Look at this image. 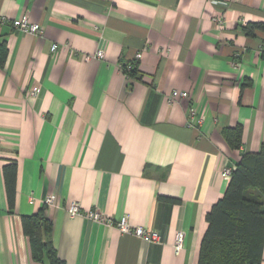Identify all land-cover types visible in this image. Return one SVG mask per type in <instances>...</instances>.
<instances>
[{
	"label": "crops",
	"instance_id": "1",
	"mask_svg": "<svg viewBox=\"0 0 264 264\" xmlns=\"http://www.w3.org/2000/svg\"><path fill=\"white\" fill-rule=\"evenodd\" d=\"M0 15V264H45L21 224L41 207L66 264H197L206 215L230 180L221 169L264 149V28L242 29L264 24V0H0ZM21 17L43 34L15 29ZM100 47L102 59H86ZM132 61L128 75L121 64ZM173 89L188 96L169 101ZM236 125L237 149L223 136ZM49 193L58 206L43 204ZM71 202L127 216L161 242L70 215Z\"/></svg>",
	"mask_w": 264,
	"mask_h": 264
},
{
	"label": "trees",
	"instance_id": "2",
	"mask_svg": "<svg viewBox=\"0 0 264 264\" xmlns=\"http://www.w3.org/2000/svg\"><path fill=\"white\" fill-rule=\"evenodd\" d=\"M253 27L264 28V24L248 25L242 29L251 34ZM5 56V46L0 42V65ZM134 63L121 64L122 70L131 75L135 70ZM223 136L231 148L237 149L241 145L242 127H227ZM3 174L8 203L12 208L16 192L15 161L4 165ZM206 220L207 229L201 240L197 264H261L264 245V149L240 155L223 197L211 207ZM21 224L35 261L66 264L57 256L49 238L52 222L44 207L33 214L22 215Z\"/></svg>",
	"mask_w": 264,
	"mask_h": 264
},
{
	"label": "built area",
	"instance_id": "3",
	"mask_svg": "<svg viewBox=\"0 0 264 264\" xmlns=\"http://www.w3.org/2000/svg\"><path fill=\"white\" fill-rule=\"evenodd\" d=\"M4 17L0 15V21H3ZM212 20L216 23L217 27H223L225 26V21L222 16H215L212 18ZM12 26L21 31L30 33L36 36H41L43 34V28L42 26L37 22H31L27 19V17H21V18H15L11 21ZM57 48L56 43H53L51 45V50L55 51ZM91 57H95L97 59H102L104 57V49L103 47L98 48L93 55H87L86 59H89ZM141 57V53L136 54V59ZM37 89L33 88L28 92L29 95H36ZM188 96V93L186 91H181L177 89H173L170 93L169 101H175L177 97L185 98ZM192 112H194L192 110ZM234 167L230 166H224L220 174L222 177L229 178L231 176V172ZM58 195L56 193H49L45 196L43 204L45 206H58ZM67 212L70 215H84L85 217H88L89 219L95 220V221H103L104 223L108 225H114L117 227V229L121 233H129L132 234L139 239H141L144 243H160L161 242V235L159 231L153 230V229H146L145 227L141 225H133L129 222L127 216L121 217L118 221H113L111 218L105 217L98 211H88L84 212L82 211L80 205L77 202H71L66 207ZM183 240H184V234L183 231H176L174 235V241H173V250L175 253H178L182 247H183Z\"/></svg>",
	"mask_w": 264,
	"mask_h": 264
}]
</instances>
